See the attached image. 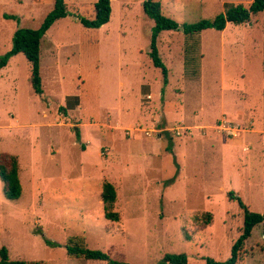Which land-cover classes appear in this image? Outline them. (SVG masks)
<instances>
[{"label":"rangeland","instance_id":"374dc122","mask_svg":"<svg viewBox=\"0 0 264 264\" xmlns=\"http://www.w3.org/2000/svg\"><path fill=\"white\" fill-rule=\"evenodd\" d=\"M89 1H66L69 16L41 41L43 95L23 54L0 71V153L18 158L23 189L10 201L0 180V249L11 260L106 264L69 257L77 237L128 264L180 254L188 264L227 261L244 219L229 193L264 214V12L222 32H162L165 85L149 55L155 22L143 0H113L99 29L79 20L95 19ZM156 1L182 25L254 0ZM53 8L54 0H0V56L17 30L40 28ZM106 181L118 192L119 222L105 219ZM239 264H264V224Z\"/></svg>","mask_w":264,"mask_h":264},{"label":"trees","instance_id":"16d2710c","mask_svg":"<svg viewBox=\"0 0 264 264\" xmlns=\"http://www.w3.org/2000/svg\"><path fill=\"white\" fill-rule=\"evenodd\" d=\"M112 0H98L95 3L96 17L93 20L85 18L79 19L82 25L89 29H99L107 25L111 20ZM225 11L216 16L213 20H202L195 24L180 25L175 20L165 16L162 12L161 3L156 0H143V9L145 14L154 20L155 28L153 30L150 57L155 68L160 69L164 76V84L168 85L169 72L162 61L157 47L159 35L164 31H182L188 38L194 35H200L203 32L213 29L222 32L228 24L243 25L249 23L252 18L264 12V0H254L249 7L243 4L228 3L224 5ZM67 3L65 0H54V8L51 13L44 19L42 25L38 29H19L13 38V48L10 52L0 56V70L5 68L10 59L18 54H23L31 65V84L35 93L39 96L44 94L41 81V41L59 20L69 16ZM192 39V38H191ZM194 43L187 53L193 56ZM190 58L187 69L194 68L196 59ZM191 66V67H190ZM189 67V68H188ZM197 70H194L196 74ZM188 75H192V73ZM80 132L77 131L76 136L80 138ZM0 180L3 183V192L6 199L10 201H18L23 194L22 184L20 180L19 161L16 156L7 153H0ZM118 199V192L114 184L104 182L102 186L101 200L104 208L105 219L112 222H119L120 215L115 211ZM229 199L236 201L243 210V228L241 235L232 246L230 258L225 262H217L211 258H206V264H239V257L243 251L246 242L250 239L253 230L264 224V214L251 212L249 207L242 201L240 197L235 196L233 192L229 193ZM48 244L50 242H47ZM66 251L69 257L75 259H85L88 261L105 262L106 264H128L122 261L112 259L107 253L100 250L89 249L77 237L68 239ZM0 264H41L37 261L11 260L8 249L3 247L0 249ZM160 264H188V258L185 254L166 255Z\"/></svg>","mask_w":264,"mask_h":264},{"label":"crops","instance_id":"0c3cea01","mask_svg":"<svg viewBox=\"0 0 264 264\" xmlns=\"http://www.w3.org/2000/svg\"><path fill=\"white\" fill-rule=\"evenodd\" d=\"M67 2H69V0H66ZM65 1V2H66ZM98 0H94V1H89L90 3L91 2H94V4L97 2ZM113 1V0H112ZM89 2H87V3H89ZM72 3H74V1H72ZM75 4H77V3H75ZM1 71V70H0ZM74 98H76V102H75V104L73 105V107L74 108H77L78 107V109H79V112L80 111H82L81 109L83 108V104H82V101H81V105H80V101H79V98H78V96H74ZM66 100V99H65ZM73 108V109H74ZM60 109H64V108H60ZM78 113V112H77ZM103 186V185H102ZM102 194V193H101ZM101 197V196H100ZM101 202H102V200H101Z\"/></svg>","mask_w":264,"mask_h":264},{"label":"built area","instance_id":"2783aa9c","mask_svg":"<svg viewBox=\"0 0 264 264\" xmlns=\"http://www.w3.org/2000/svg\"><path fill=\"white\" fill-rule=\"evenodd\" d=\"M231 128H232V127H231ZM231 128H229V131H228V132H229V134H234V133H233L234 130H231Z\"/></svg>","mask_w":264,"mask_h":264}]
</instances>
